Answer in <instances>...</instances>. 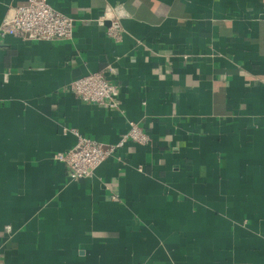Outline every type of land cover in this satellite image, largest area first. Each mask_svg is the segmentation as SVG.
I'll return each mask as SVG.
<instances>
[{"label": "crops", "instance_id": "0c3cea01", "mask_svg": "<svg viewBox=\"0 0 264 264\" xmlns=\"http://www.w3.org/2000/svg\"><path fill=\"white\" fill-rule=\"evenodd\" d=\"M47 1L70 39L0 38V264H264V0ZM99 71L119 110L66 89ZM130 121L90 177L53 159Z\"/></svg>", "mask_w": 264, "mask_h": 264}, {"label": "built area", "instance_id": "2783aa9c", "mask_svg": "<svg viewBox=\"0 0 264 264\" xmlns=\"http://www.w3.org/2000/svg\"><path fill=\"white\" fill-rule=\"evenodd\" d=\"M122 13L121 7L107 6L103 14L96 19L98 23L109 22L106 33L116 41L121 40L124 35V29L119 21ZM73 31L74 19L55 9L47 0H25L10 6L0 23V38L11 35L24 40L51 41L70 39ZM66 89L81 101L107 109H120L118 86L108 81L100 71L74 79L66 85ZM63 131H71L76 136V142L65 151L53 153V159L65 165L70 180L90 177L102 162L128 140L142 145L150 141L148 133L132 121L129 122V129L120 140L109 145L85 137L75 129L64 127ZM6 229L9 230L8 227Z\"/></svg>", "mask_w": 264, "mask_h": 264}]
</instances>
